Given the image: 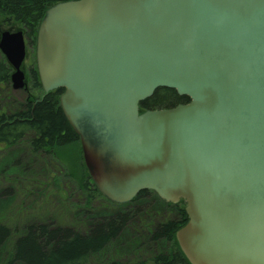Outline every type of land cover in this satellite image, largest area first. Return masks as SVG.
Here are the masks:
<instances>
[{
    "label": "water",
    "instance_id": "obj_1",
    "mask_svg": "<svg viewBox=\"0 0 264 264\" xmlns=\"http://www.w3.org/2000/svg\"><path fill=\"white\" fill-rule=\"evenodd\" d=\"M0 50L23 88V33ZM35 59L105 199L184 200L190 264H264V0L59 2ZM161 88L189 102L141 113Z\"/></svg>",
    "mask_w": 264,
    "mask_h": 264
},
{
    "label": "trees",
    "instance_id": "obj_2",
    "mask_svg": "<svg viewBox=\"0 0 264 264\" xmlns=\"http://www.w3.org/2000/svg\"><path fill=\"white\" fill-rule=\"evenodd\" d=\"M64 1L70 0H0V14L11 15L10 20L25 29L27 39L34 47L44 13ZM34 76L38 81L35 69ZM36 86L40 88L38 84ZM62 92L59 89L36 102L22 100L6 105L7 109H0V151L24 144L28 154L39 159L53 156L58 149L77 145L83 159L79 137L71 129L59 104ZM188 101L174 90L161 88L140 103V111L169 109ZM10 156L1 169L3 177H0L4 181L9 171L20 172L17 168L21 166L19 158L11 160L14 156ZM83 167L80 188L100 195ZM21 177L16 175L6 182L19 183ZM8 190L1 191L0 195H5ZM89 203L90 200L80 209L87 214L92 211L89 225L82 230L34 220H29L22 229L0 223V264H90L92 261L103 262L101 264H190L175 238V233L188 221L184 201L166 203L155 193L144 190L121 205L110 203L102 196L97 206L100 208L92 209ZM125 235L135 239L137 235L135 248L138 241L142 255H130L131 258L123 263L107 258V248L121 243ZM165 243H170V248H165ZM129 245L134 246L132 242ZM144 255L147 257L142 258Z\"/></svg>",
    "mask_w": 264,
    "mask_h": 264
},
{
    "label": "rangeland",
    "instance_id": "obj_3",
    "mask_svg": "<svg viewBox=\"0 0 264 264\" xmlns=\"http://www.w3.org/2000/svg\"><path fill=\"white\" fill-rule=\"evenodd\" d=\"M10 17L9 14H0V31L9 33L20 31L24 37H27L25 29L15 21L10 20ZM4 57L5 55L0 50V63L7 62L6 57ZM8 66L10 67V65ZM32 66L35 67V52L30 45L26 46L25 59L20 67L26 76L25 83L28 82L27 71ZM11 73H14V69L10 71ZM42 95V90L38 91L29 87V91L27 88L16 91L9 84L4 94L0 95V101L11 106L22 100L36 102ZM1 105L0 102V107ZM78 150L77 145H70L58 149L53 156L47 155L45 158L35 159L28 154L24 144L11 150L2 148L0 151V174L1 169L7 163L6 159L13 155L14 157L11 160L19 158L22 167L18 165L17 168L20 172L14 174V171H9L6 174V180L16 175L22 176V179L19 180V183H9L6 180L4 181L1 178L3 176L0 175V193L9 189V192L7 191L5 195H0V223L16 229H22L29 220L54 224L55 226L71 227L75 230H82L87 227L92 218V211L89 210V214H87L80 209L82 206L85 207L88 200L91 204L89 207H92V209L100 208L97 206L101 203V196L80 188L84 163ZM135 236L137 239V235ZM136 239L132 235L128 237L125 235L121 243H116L107 248L108 250L105 253L108 255L107 258L123 263L125 259H130L132 255H142V248L138 246V241L135 248ZM129 242H132L134 246L131 247ZM164 246L170 248V243H165ZM158 249L160 248L154 250ZM145 257L147 255L142 258ZM131 261L133 262V259ZM101 263L103 262L92 261L90 264Z\"/></svg>",
    "mask_w": 264,
    "mask_h": 264
},
{
    "label": "flooded vegetation",
    "instance_id": "obj_4",
    "mask_svg": "<svg viewBox=\"0 0 264 264\" xmlns=\"http://www.w3.org/2000/svg\"><path fill=\"white\" fill-rule=\"evenodd\" d=\"M2 33L3 32L0 31V37H1ZM25 41H26V46H30V43L28 42L27 37H25ZM8 65H9V63H7V62L6 63H0V71H1V73H0V95L4 94V92L8 89L9 84L11 85V88L13 89V84L11 82L12 73L10 74V71L13 70V67H11V66L9 67ZM34 69H35L34 66H32L31 68L28 69V71H27L28 82L25 83L26 82L25 81L26 76H25L24 88L22 90L27 88V90L29 91V87H31L34 90H38V91L40 90L39 87L36 86V84H38L40 86V83H39V80L38 81L35 80ZM2 71H4V72H2ZM30 84H31V86H29ZM0 102L2 104L0 109H7L6 105L3 104L2 101H0Z\"/></svg>",
    "mask_w": 264,
    "mask_h": 264
}]
</instances>
